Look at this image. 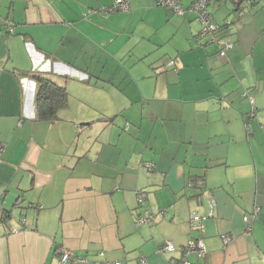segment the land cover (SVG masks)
Returning <instances> with one entry per match:
<instances>
[{
    "label": "crops",
    "instance_id": "crops-1",
    "mask_svg": "<svg viewBox=\"0 0 264 264\" xmlns=\"http://www.w3.org/2000/svg\"><path fill=\"white\" fill-rule=\"evenodd\" d=\"M114 1L0 0V264H170L198 237L192 264H264V0L208 1L214 40L193 0ZM34 75L67 92L52 121Z\"/></svg>",
    "mask_w": 264,
    "mask_h": 264
},
{
    "label": "built area",
    "instance_id": "built-area-1",
    "mask_svg": "<svg viewBox=\"0 0 264 264\" xmlns=\"http://www.w3.org/2000/svg\"><path fill=\"white\" fill-rule=\"evenodd\" d=\"M155 4L165 7L168 10L182 15L184 13V9L181 6V0H154ZM208 1L210 0H193L191 4V10L196 13V18L199 20L201 23V30H200V36L205 37V36H211L212 39L214 40L216 38V34L218 33L220 29V25L215 23L212 20V17L207 9L208 6ZM235 1H240V0H235ZM247 3H251L253 0H245ZM128 8V4L126 0H115L113 5L107 8L108 11H114V10H121L125 11ZM219 43V50L218 54L220 56H224L225 52L227 49L231 48L233 45L232 40L228 35L222 37L218 41ZM171 63V62H170ZM249 102L252 105L253 104V99L252 97H248ZM145 169L150 172L153 169V164L152 163H144ZM137 198L138 200L141 199V194L137 192ZM259 209L258 207H255L253 210V215L251 216L252 218H255V215L258 213ZM251 217H244L243 220L246 224V229L250 230L251 229ZM202 216H199L198 214L194 213L191 217L190 224L193 228L197 229L201 233H203V225H202ZM153 220V216L148 214L145 216H138L135 219V224L140 225V224H149ZM221 239L223 240L224 243H227L230 240V237L228 235L222 234ZM173 244L171 242H164L161 246L159 251H172L173 250ZM205 253V247L204 243L201 238H191L189 239L186 244L182 248V253L181 257L179 259H173L170 261V264H192L188 256L189 254H194L196 257L200 258L204 255ZM102 254V253H101ZM83 261L82 258L76 257L72 252L70 251H63L61 252V256L59 259V264H75L78 262ZM115 264H119V262H116ZM139 264H147L144 259H140Z\"/></svg>",
    "mask_w": 264,
    "mask_h": 264
},
{
    "label": "trees",
    "instance_id": "trees-1",
    "mask_svg": "<svg viewBox=\"0 0 264 264\" xmlns=\"http://www.w3.org/2000/svg\"><path fill=\"white\" fill-rule=\"evenodd\" d=\"M254 1L255 0L252 2ZM226 25L227 24L220 26L219 31ZM34 79L38 85L34 97V106L37 117L42 120L52 121L57 118L58 111L66 107L68 101L67 92L63 86L56 85L53 81L43 76L34 75Z\"/></svg>",
    "mask_w": 264,
    "mask_h": 264
}]
</instances>
